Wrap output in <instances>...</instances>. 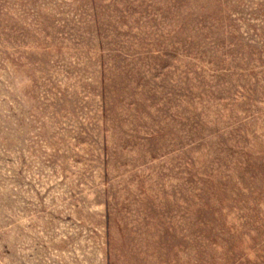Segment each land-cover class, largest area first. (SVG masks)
Returning <instances> with one entry per match:
<instances>
[{"label": "rangeland", "instance_id": "rangeland-1", "mask_svg": "<svg viewBox=\"0 0 264 264\" xmlns=\"http://www.w3.org/2000/svg\"><path fill=\"white\" fill-rule=\"evenodd\" d=\"M0 264H264V0H0Z\"/></svg>", "mask_w": 264, "mask_h": 264}]
</instances>
